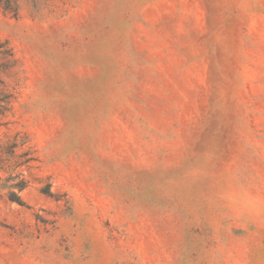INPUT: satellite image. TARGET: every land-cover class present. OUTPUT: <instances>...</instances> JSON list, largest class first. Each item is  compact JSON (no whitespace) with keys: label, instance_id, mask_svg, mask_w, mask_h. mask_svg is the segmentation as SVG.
Returning a JSON list of instances; mask_svg holds the SVG:
<instances>
[{"label":"rangeland","instance_id":"374dc122","mask_svg":"<svg viewBox=\"0 0 264 264\" xmlns=\"http://www.w3.org/2000/svg\"><path fill=\"white\" fill-rule=\"evenodd\" d=\"M0 170V264H264V0H0Z\"/></svg>","mask_w":264,"mask_h":264},{"label":"trees","instance_id":"16d2710c","mask_svg":"<svg viewBox=\"0 0 264 264\" xmlns=\"http://www.w3.org/2000/svg\"><path fill=\"white\" fill-rule=\"evenodd\" d=\"M28 186L26 179L21 177L19 174H12L7 178H3L0 170V188L7 194L9 200L18 204H25L21 192ZM49 195H53L49 189H44Z\"/></svg>","mask_w":264,"mask_h":264}]
</instances>
